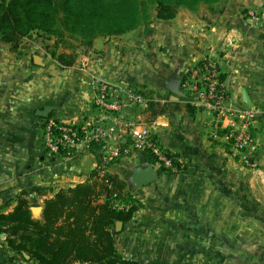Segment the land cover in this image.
I'll list each match as a JSON object with an SVG mask.
<instances>
[{"label": "crops", "instance_id": "obj_1", "mask_svg": "<svg viewBox=\"0 0 264 264\" xmlns=\"http://www.w3.org/2000/svg\"><path fill=\"white\" fill-rule=\"evenodd\" d=\"M150 28L98 37L88 55L68 67L35 53L17 56L0 40V206L10 210L22 193L41 208L60 188L96 170L95 147L50 155L42 127L48 117L77 123L95 114L94 83L104 80L140 91L163 109L152 116L147 103L134 104L125 113L186 164L179 173L163 172L148 154L133 151L107 168L138 204L114 231L117 252L136 264H264V32L248 25L208 29L202 16L186 8ZM205 58L222 77L226 106L258 112L250 127L257 142L253 168L233 159L220 137L232 118L228 112L193 107L185 95L172 98L169 84ZM45 106L51 107L48 116H38ZM147 168L155 177L138 186L135 180Z\"/></svg>", "mask_w": 264, "mask_h": 264}, {"label": "trees", "instance_id": "obj_2", "mask_svg": "<svg viewBox=\"0 0 264 264\" xmlns=\"http://www.w3.org/2000/svg\"><path fill=\"white\" fill-rule=\"evenodd\" d=\"M190 1L0 0V40L16 51L25 36L38 32L55 37V45L75 48L67 43L69 38L75 45L89 48L99 36L120 35L135 29L141 23V16H148L146 2L154 3L157 18L167 20L175 16L178 6L191 7ZM53 55L61 66L75 63L74 52ZM202 63L203 60L199 61L195 67ZM184 79L179 80V86ZM157 107V103L148 101L146 110L156 116L163 112ZM148 157L154 162L151 154ZM113 194L131 203L130 208H113ZM14 201L10 210L8 204L0 206V234H4L3 241L13 255L34 264L121 261L123 256L117 252L113 226L116 221L129 220L138 208L136 199L125 191V184L117 175L99 176L96 170L85 181L60 188L45 199L37 216L30 209L34 205L24 194L16 196Z\"/></svg>", "mask_w": 264, "mask_h": 264}, {"label": "built area", "instance_id": "obj_3", "mask_svg": "<svg viewBox=\"0 0 264 264\" xmlns=\"http://www.w3.org/2000/svg\"><path fill=\"white\" fill-rule=\"evenodd\" d=\"M180 86L191 106L218 115L224 112L231 115L230 121L219 127L220 137L228 144L233 159L244 167H255L257 142L250 127L258 112L252 107L231 109L226 106L225 90L215 63L208 58L203 59L202 64L187 72ZM94 88L92 105L95 114L77 123L51 117L45 119L42 141L50 155L62 151L79 152L93 146L99 152L96 165L99 176H104L107 168L121 155L133 151L151 154L154 157L153 164L163 172L179 173L185 169L186 164L181 156L163 146L155 133L139 123L136 117L125 113L134 104L147 103L149 98L104 80H96ZM111 204L117 210H127L131 206V203L120 200L116 194L111 196ZM127 260L123 256L115 264H133Z\"/></svg>", "mask_w": 264, "mask_h": 264}, {"label": "rangeland", "instance_id": "obj_4", "mask_svg": "<svg viewBox=\"0 0 264 264\" xmlns=\"http://www.w3.org/2000/svg\"><path fill=\"white\" fill-rule=\"evenodd\" d=\"M188 5L191 7L180 5L177 10L184 8L195 10L197 15L204 18V24L208 29L211 25H218L224 28L223 30L229 31L236 25H248L256 31L264 32V0H191ZM145 8L148 16L142 15L141 23L135 29L140 27L144 30H150L151 24H157L159 18L155 15L154 3L146 2ZM222 35L225 37L228 36V33L223 31ZM67 40V43L74 44L75 48L69 49L61 44L55 45V37L33 32L21 40L16 51H12L17 56H29L31 53H35L54 60H56V56L53 53L74 52L76 61L77 58L88 55V51L92 48L80 47L75 45L76 43L71 39L68 38ZM3 205L1 204V206ZM33 215L37 216L38 213H33ZM3 239L4 234L3 236L0 235V264H34L32 261L24 260L20 255H13L6 247ZM251 240L247 242L253 244L254 242Z\"/></svg>", "mask_w": 264, "mask_h": 264}, {"label": "water", "instance_id": "obj_5", "mask_svg": "<svg viewBox=\"0 0 264 264\" xmlns=\"http://www.w3.org/2000/svg\"><path fill=\"white\" fill-rule=\"evenodd\" d=\"M33 62L36 65H43L42 58L38 55H33ZM178 87H179V81L178 82L177 81L172 82L169 84V88H170L171 92L173 93V95H172L173 99H178V96H184L185 95L182 91H180L178 89ZM241 95H242V100L244 101V103L247 104L248 106H251V102L249 101L247 95L244 92H242ZM50 110H51L50 106H45L42 109H38L36 111V114L40 117L46 118L48 116V113ZM154 173H155V170L153 168L144 169L143 171H141L138 174V178L135 180V184H137L138 186H141L147 182H150L155 177ZM30 209H31L32 213H38L39 214L41 211V208L39 206H32ZM120 227H121V222L116 221L114 224V231L118 232L120 230ZM0 235L3 236V234H0Z\"/></svg>", "mask_w": 264, "mask_h": 264}]
</instances>
